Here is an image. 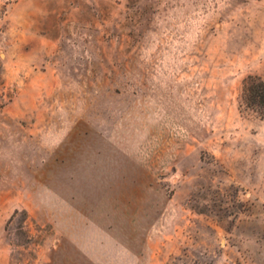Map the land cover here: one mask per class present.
I'll return each mask as SVG.
<instances>
[{
  "label": "rangeland",
  "instance_id": "1",
  "mask_svg": "<svg viewBox=\"0 0 264 264\" xmlns=\"http://www.w3.org/2000/svg\"><path fill=\"white\" fill-rule=\"evenodd\" d=\"M264 0H0V264H264Z\"/></svg>",
  "mask_w": 264,
  "mask_h": 264
},
{
  "label": "trees",
  "instance_id": "2",
  "mask_svg": "<svg viewBox=\"0 0 264 264\" xmlns=\"http://www.w3.org/2000/svg\"><path fill=\"white\" fill-rule=\"evenodd\" d=\"M242 100L248 109L264 119V78L248 77L243 84Z\"/></svg>",
  "mask_w": 264,
  "mask_h": 264
}]
</instances>
